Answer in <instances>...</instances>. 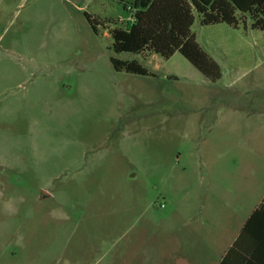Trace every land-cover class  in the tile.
I'll return each instance as SVG.
<instances>
[{
    "label": "rangeland",
    "instance_id": "obj_1",
    "mask_svg": "<svg viewBox=\"0 0 264 264\" xmlns=\"http://www.w3.org/2000/svg\"><path fill=\"white\" fill-rule=\"evenodd\" d=\"M130 17L116 0H0V264H93L91 239L217 264L264 203V32L240 27L247 44L217 56L227 26L195 16L211 82L178 52L115 54Z\"/></svg>",
    "mask_w": 264,
    "mask_h": 264
},
{
    "label": "trees",
    "instance_id": "obj_2",
    "mask_svg": "<svg viewBox=\"0 0 264 264\" xmlns=\"http://www.w3.org/2000/svg\"><path fill=\"white\" fill-rule=\"evenodd\" d=\"M116 1L130 12L131 17L125 27L116 26L110 30L115 54L143 56L146 53L168 61L178 52L211 82L221 79V70L192 33L195 16L202 27L225 24L234 30L243 27L264 32V0ZM85 17L96 33L97 21L86 12ZM110 63L119 73L153 75L136 60L111 57ZM219 264H264V203L252 211L239 237Z\"/></svg>",
    "mask_w": 264,
    "mask_h": 264
},
{
    "label": "crops",
    "instance_id": "obj_3",
    "mask_svg": "<svg viewBox=\"0 0 264 264\" xmlns=\"http://www.w3.org/2000/svg\"><path fill=\"white\" fill-rule=\"evenodd\" d=\"M218 25L222 26L221 24ZM220 28L221 29L217 30L218 32H226V40H224V42H215L217 46H214L215 49L211 48V53H216L214 55L217 56L220 54L229 55L235 48L245 46L246 41L241 35L236 33L237 30H234L228 26L226 28ZM205 45L207 48L209 47L207 42H205ZM236 51L238 52L239 50ZM249 71L250 69H245V71L240 69L239 75L233 77L232 82H237L242 77L248 76ZM247 219L239 227L237 232L233 234V238H231L233 239L232 242L224 250L217 264L220 263L228 249L239 237L240 232ZM84 251L86 256L93 255L95 259L93 264H102V262L103 264H168L167 260L170 256L169 253H166L162 258L164 262H159L158 250L149 246V244L147 245V247H145L144 245H142L141 239H91V241L82 243L79 252V257L81 259L80 261H82L84 257ZM137 255H142L144 257V260L138 263L134 260H129L130 258L136 257Z\"/></svg>",
    "mask_w": 264,
    "mask_h": 264
},
{
    "label": "built area",
    "instance_id": "obj_4",
    "mask_svg": "<svg viewBox=\"0 0 264 264\" xmlns=\"http://www.w3.org/2000/svg\"><path fill=\"white\" fill-rule=\"evenodd\" d=\"M128 9H130V8H128ZM161 208H163V205H161Z\"/></svg>",
    "mask_w": 264,
    "mask_h": 264
}]
</instances>
